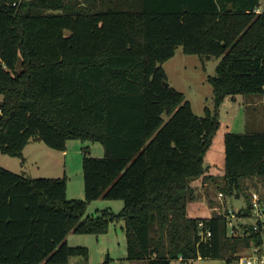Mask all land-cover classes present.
I'll return each mask as SVG.
<instances>
[{
    "label": "trees",
    "instance_id": "1",
    "mask_svg": "<svg viewBox=\"0 0 264 264\" xmlns=\"http://www.w3.org/2000/svg\"><path fill=\"white\" fill-rule=\"evenodd\" d=\"M260 1L0 0L1 152L23 162L34 139L57 150L75 138L104 147L102 156L83 154V199L67 197L65 174L0 165V264L88 259L89 248L70 245L67 234L107 232L119 220L126 258L147 264L224 255L230 264L240 247L262 241L252 223L229 234L223 214L191 216L187 209L195 179L215 180L225 196L243 176L264 177V131L224 133L222 180L206 163L224 99L264 93V11H254ZM178 45L219 57L208 75L214 107L203 115L166 84L163 62ZM101 196L122 199V209L86 213ZM207 229L212 234L203 239Z\"/></svg>",
    "mask_w": 264,
    "mask_h": 264
},
{
    "label": "rangeland",
    "instance_id": "2",
    "mask_svg": "<svg viewBox=\"0 0 264 264\" xmlns=\"http://www.w3.org/2000/svg\"><path fill=\"white\" fill-rule=\"evenodd\" d=\"M79 1L82 3L87 2V0ZM218 62L219 57L215 55L207 58L197 53H186L183 51L182 45H178L175 54L163 62V66L167 72L168 83L185 94V98L190 100L194 112L198 115L205 113V106L214 107L213 86L208 80V75L216 74ZM1 99L2 96L0 95ZM164 117L167 119L169 115L164 113ZM219 117L221 120L220 128L222 129L224 127L227 128V125H229L228 130L238 132L264 131V93L237 94V97H226L220 106ZM220 138L221 134L218 131L212 145L215 150L206 158V163H209L213 167V175L217 177L218 181L222 180V165L225 156L224 150L222 152L223 156L219 152L221 148ZM72 141L79 143L78 148L80 153L82 152V157L86 149L89 150V154L94 156H102L104 154V147L100 141L75 138L74 140L70 139L69 143H72ZM43 145L42 148H34L33 152L30 153L31 159L29 157L30 160L26 163L27 167L30 166V172L37 174L36 176H63L66 174L68 185L67 197H85L82 159L80 160L79 151L77 153L73 144H70L69 155L66 159L59 150L45 144ZM50 149L54 152V156H48ZM77 154L78 156L75 158ZM20 163L21 159L19 157L5 154L0 150L1 166L16 172H24ZM198 180L199 182H192V185L196 189V195L194 199L188 202L193 216H204L208 214V210L209 214L212 215L215 211L223 212L225 208H242L249 212L250 207L248 208V206L253 197H257L258 199L264 197V177L259 174L247 175L240 178V185L235 187L233 192L227 195L225 193L222 199L224 204L215 209L214 203L219 200V197H215L216 192L218 193L219 191L216 187L217 182L210 180V186L204 188V181L201 178ZM208 191L211 196L214 195L216 201H210L211 196H208ZM123 204V200L120 198L101 196L88 203L86 213L96 214L103 208L119 212ZM202 205H206L207 207L204 208ZM208 206L214 209L211 210ZM255 219V216L251 214L241 218H234L236 222L245 221L247 223H252ZM227 229L230 231L229 227ZM66 240L70 245H84L89 248L88 259H84L82 256H71L73 258L70 259L69 264H100L105 260H108L109 264H132V260L126 258L127 239L123 220L111 222L109 230L103 233H79L71 231L67 234ZM241 254H247L245 247H240L233 254L230 264H237L236 258ZM226 256L198 257L190 259L188 262H178V264H227ZM137 263L142 264V261H138ZM143 263L147 264L146 261H143Z\"/></svg>",
    "mask_w": 264,
    "mask_h": 264
},
{
    "label": "built area",
    "instance_id": "3",
    "mask_svg": "<svg viewBox=\"0 0 264 264\" xmlns=\"http://www.w3.org/2000/svg\"><path fill=\"white\" fill-rule=\"evenodd\" d=\"M254 11L257 13L264 11V0H261L260 3L254 7ZM217 197H219V200H222L224 197L223 192L219 191L217 193ZM218 206L221 205H215L214 208L216 209ZM238 211L239 209L229 208H225L223 212L219 211V213L225 216L227 227L230 228L229 234H232L236 231H238V233L243 232V229H237V227H241V222L244 221L236 222L234 220V218L243 217L238 215ZM250 214L254 215L256 218L255 221L252 222V225L254 230L260 232L262 241H251L250 245L246 247L247 254H241L237 256V264H264V197L262 199L253 197L250 205ZM200 224H202V222H200ZM201 234L203 239H206L212 233L211 230L207 229L202 231Z\"/></svg>",
    "mask_w": 264,
    "mask_h": 264
},
{
    "label": "crops",
    "instance_id": "4",
    "mask_svg": "<svg viewBox=\"0 0 264 264\" xmlns=\"http://www.w3.org/2000/svg\"><path fill=\"white\" fill-rule=\"evenodd\" d=\"M227 97H229V96H227ZM235 97H237V95L235 96ZM229 125H227V128L226 127H224V129H222V128H220V130H219V133L221 134V138H220V140H221V148L219 149L220 151V154L223 156V154H222V152H223V150H224V142H223V137H224V133L229 129ZM222 134H223V136H222ZM70 140V139H69ZM69 140H68V142H67V148L65 149V150H59L60 152H61V154L67 159V156L69 155V146H70V144H73V147H74V149H75V151L77 150V153H78V151H79V148H78V144L79 143H76V141H72V143H69ZM72 140V139H71ZM74 140V139H73ZM219 140V141H220ZM41 142H43V141H41V140H38V139H34V140H30L27 144H26V146L24 147V150H23V155H24V161L22 162V160H21V165H22V171H24V172H26L27 174H30V175H33V176H36L37 174H32V172H30V166L29 167H27L28 165L26 164L27 162H29V160L31 159V154L30 153H32L33 152V149L34 148H42V146H44L43 144H45L44 142L43 143H41ZM46 145V144H45ZM48 146V145H47ZM45 150H46V147H45ZM57 150V149H56ZM214 147L212 146L210 149H209V151L207 152V155H206V158H207V156L210 154V153H213L214 152ZM49 154H48V156H54L55 154H54V152L52 151V149H50L49 151ZM85 153V152H84ZM86 153H89V150H87L86 149ZM79 155H80V160L82 159V152L80 153V151H79V153H78ZM78 154L77 155H75V158H76V156H78ZM29 157H30V159H29ZM50 159H54V158H50ZM222 159H223V157H222ZM76 161H77V159H76ZM208 165H209V163H207ZM213 167H211V165H209V171H208V173H211V174H214L213 172V169H212ZM21 169V168H20ZM27 169V170H26ZM66 175V174H65ZM203 181H204V188H207V187H209L210 186V180L208 179V180H204V178H202V177H200ZM199 179V178H198ZM198 179H195L194 181L196 182H199V180ZM193 181V182H194ZM194 184H196V183H194ZM197 185V184H196ZM195 185V186H196ZM68 186V185H67ZM67 190H68V187H67ZM85 195V194H84ZM214 196V195H213ZM84 197V196H83ZM82 197V198H83ZM215 197H216V195H215ZM202 207H204V208H206L207 206L206 205H202ZM211 210H213L212 209V207L211 206H208ZM187 209H188V214L189 215H191V216H193L192 214H191V212H190V204L188 203V207H187ZM206 215H211V214H209V210H208V214H206ZM71 258H73V257H70V259ZM138 261H142V264H144L143 263V261L145 262L146 260H132L131 262H132V264H139V263H137ZM147 263V262H146Z\"/></svg>",
    "mask_w": 264,
    "mask_h": 264
},
{
    "label": "water",
    "instance_id": "5",
    "mask_svg": "<svg viewBox=\"0 0 264 264\" xmlns=\"http://www.w3.org/2000/svg\"><path fill=\"white\" fill-rule=\"evenodd\" d=\"M166 84H168V81H166Z\"/></svg>",
    "mask_w": 264,
    "mask_h": 264
}]
</instances>
